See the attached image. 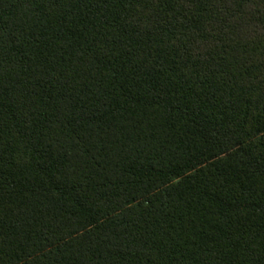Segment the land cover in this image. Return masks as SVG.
Masks as SVG:
<instances>
[{"label": "trees", "instance_id": "obj_1", "mask_svg": "<svg viewBox=\"0 0 264 264\" xmlns=\"http://www.w3.org/2000/svg\"><path fill=\"white\" fill-rule=\"evenodd\" d=\"M0 264H264V0H0Z\"/></svg>", "mask_w": 264, "mask_h": 264}]
</instances>
